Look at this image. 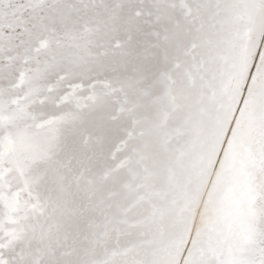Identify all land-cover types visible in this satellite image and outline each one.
<instances>
[{
  "label": "snow or ice",
  "instance_id": "obj_1",
  "mask_svg": "<svg viewBox=\"0 0 264 264\" xmlns=\"http://www.w3.org/2000/svg\"><path fill=\"white\" fill-rule=\"evenodd\" d=\"M0 264H264V0H0Z\"/></svg>",
  "mask_w": 264,
  "mask_h": 264
}]
</instances>
